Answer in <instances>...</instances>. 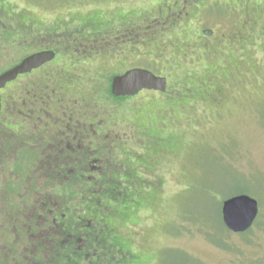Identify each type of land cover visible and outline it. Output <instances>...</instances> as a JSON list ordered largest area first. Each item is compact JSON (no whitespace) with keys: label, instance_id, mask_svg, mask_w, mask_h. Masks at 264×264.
Returning <instances> with one entry per match:
<instances>
[{"label":"rangeland","instance_id":"rangeland-1","mask_svg":"<svg viewBox=\"0 0 264 264\" xmlns=\"http://www.w3.org/2000/svg\"><path fill=\"white\" fill-rule=\"evenodd\" d=\"M118 1L132 12H145L136 21L138 43L129 45L124 65H144L155 74L163 70L160 58L183 65L167 78L165 92L142 90L123 103L113 101L119 122H109L99 146L108 161L107 175L81 213L106 224L104 237L117 241L122 262L113 264H264V0H3L35 23L47 18L57 23L63 17L82 23L84 17L83 24ZM118 9L122 14L123 7ZM5 15L0 14V29ZM171 23L175 26L169 30ZM205 29L212 35H203ZM27 32L18 30L11 43L6 35L0 39V71L15 61L9 50L14 56L24 52L20 42L30 37ZM127 35L135 39L133 32ZM157 46L164 53L155 58ZM104 60L101 56L86 66H101ZM33 156L23 159L35 162L34 171L25 173L37 186L30 191L33 200L20 193L21 201L28 199L23 204L15 198L7 202L23 215L18 224L23 234L17 238L13 227L7 230L0 222L1 264H17L15 255L25 264H40L51 252L50 231H42L40 220L27 235L48 179L39 171L45 163ZM2 170L14 189L17 177L2 167L0 176ZM66 182V196L77 208V197L71 196L83 189ZM239 194L257 201L258 223L232 233L221 220L220 205ZM72 215L76 218L77 212ZM57 236L55 231L56 241ZM44 244L45 251L37 252Z\"/></svg>","mask_w":264,"mask_h":264},{"label":"flooded vegetation","instance_id":"flooded-vegetation-1","mask_svg":"<svg viewBox=\"0 0 264 264\" xmlns=\"http://www.w3.org/2000/svg\"><path fill=\"white\" fill-rule=\"evenodd\" d=\"M117 3L113 6L107 5L101 12L95 11V18H87V22L84 24V17L80 18L82 23H77V19L69 22L67 17L59 19L57 23L49 18L35 23L24 18L22 13L10 6V9H7L14 15L16 22L7 13L4 18L5 21L1 23L0 39H3V35H6L7 41L11 43V41L18 38V30L20 29L28 30L27 33L30 37L26 38L25 42H20L25 43L24 52L20 53L19 51L14 56L12 50L8 51L9 56L14 57L15 61L8 63V60L5 59L4 64L8 63V66L4 67L0 74L16 66L32 54L39 52L52 54L41 65L32 68L28 72L18 74L0 89V157H4L7 162L9 161L7 163L5 160H0V167L5 171L7 170L9 175L12 173L19 182L17 183V180H14V189L8 187V179L3 172L4 170H2L4 175L1 173L0 176V222H4L7 230L13 227V233L17 238L23 234L22 229L24 227L18 225L20 221H23V215L17 213V210L14 211L16 207L13 208L14 210L10 209L7 202L9 201L10 204V199L15 198L23 204L28 199H22L23 201H21L20 193L32 199L33 193L30 191L37 186L30 183V178L25 173L32 171L35 162L29 163L23 161V159L30 154H34L33 158L45 163L44 168L39 171L43 172L42 174L48 179L45 185L46 195L39 202H36L35 207H33V221L29 223L30 225L27 228L29 230L26 231L27 235H31L35 230L33 228L34 224L39 222L38 220L42 223L43 232L50 231L49 240L51 239L52 245L49 258L44 254L47 264H54L56 255L63 250L67 204L71 208L74 207V212H77L76 205H73L70 201V204L69 202L65 203L69 199L66 196V181H71L68 183H73L76 188L77 171L87 170L86 166H82L83 161L86 159L89 162L92 158L97 157V154L100 159L105 157L99 146L102 145L101 141L105 138L102 132L104 130L109 132L110 130V123L107 119V121L101 122L97 120V117L88 115V113L99 114L91 105L88 106L89 109L87 108L89 112H84L83 115L87 116L90 121L95 119V123H82L79 106V96L81 95L77 83L80 82V86L85 89L86 82L83 80L86 81L88 77L99 84L105 82L106 78L111 77L110 93L112 94L111 83L115 76L133 68L147 69L144 65H124L123 62L130 55L129 45L137 42L135 35L140 34L137 32L140 25L138 26L136 21L145 12L140 11V14H138L136 12L138 8L135 12H132L128 5H123L119 1ZM118 7H123L122 14L118 11ZM111 10L116 11L112 12ZM78 11L82 12V7ZM168 26L171 30L175 25L171 23ZM3 28L6 29L2 30ZM6 30L8 32H4ZM124 32L128 34L133 32L135 39L130 40L129 35L124 38ZM202 34L211 36L212 30L205 29ZM34 36L36 38H33ZM153 40H156V38ZM158 48L160 52L154 55L155 58L164 53L162 48ZM146 51L143 52V55L147 54ZM101 56L105 58L103 65L97 64L94 68H87V63L98 60ZM159 60L163 65V72L153 73L166 79L175 76L178 73V67L183 65L176 62L175 59L160 58ZM84 77L85 79H83ZM96 77H100L101 80L98 81ZM119 102L123 103L124 100ZM103 103L113 108L106 107L108 112L100 110V115L107 116L112 124L117 122L119 115H115L113 112L115 110L113 101H103ZM114 119L116 120L114 121ZM106 162L105 159L100 160V164L90 168L88 172L103 170ZM20 178L22 180L25 178L26 181H22ZM19 185L24 187H19ZM9 190L12 191L9 192ZM36 190L41 192V189ZM17 194H19V198ZM74 196L77 197V193L71 196L72 199ZM11 203L16 205L14 200ZM34 203L31 204L34 205ZM21 204L18 205L19 208ZM7 217L9 218L5 219ZM75 222L77 223V220ZM55 231L59 233V236H57L58 241L54 237ZM63 235L64 239L62 240ZM33 236L37 237L36 235ZM45 246L46 244L42 245L39 250L35 249L41 253V251H45ZM9 250H11V247H9ZM20 253L23 254L24 252L21 251ZM13 260L17 264H25L26 261L24 258L19 259L16 255Z\"/></svg>","mask_w":264,"mask_h":264},{"label":"trees","instance_id":"trees-1","mask_svg":"<svg viewBox=\"0 0 264 264\" xmlns=\"http://www.w3.org/2000/svg\"><path fill=\"white\" fill-rule=\"evenodd\" d=\"M7 8L10 9V6L4 5L3 0H0V14H7L9 12ZM83 79H85V77ZM105 80L106 81L102 84L97 83L94 79L89 77L86 78V81L83 80L86 82V85H84L85 89H83L84 93L79 91L81 95L79 96L80 117L83 124L90 122L95 123V119L90 121L87 116L83 115L84 112H89L87 111L89 105H91L92 108L99 113L96 115L88 113L89 116L92 115L91 117H97V120L101 122H105L106 119L108 122H112L107 116L105 117L100 115V110L105 112L107 108L111 107L110 105L103 103V101L119 102L123 100L126 101L128 98L130 99V97H114L110 93L111 77L106 78ZM115 110H117V108ZM115 120L116 119H114V121ZM104 159L106 158L104 157ZM91 160L87 162L85 159L82 163V166L87 167L86 171H77V189H83L81 192H77V218H73L72 215L75 208H71L67 204L65 243L63 244V250L56 255L54 264H113L114 262H122L121 257L117 255L116 251L118 250L115 248L117 241L112 242V240L109 241L107 237H104V235H106L104 230V226L106 224L99 221H93L90 217L81 213L82 210L86 211L85 209L89 207V200L92 198L95 186L103 183V178L107 175V171L105 169L102 172H88L90 168L97 166L94 161L100 160V157L97 154V157L92 158ZM67 200L69 201V199ZM79 212L80 214H78ZM76 220L77 223L75 222ZM257 223L258 221H255L253 225H256ZM221 225L223 226L222 223ZM41 264H47V262L44 261Z\"/></svg>","mask_w":264,"mask_h":264},{"label":"water","instance_id":"water-1","mask_svg":"<svg viewBox=\"0 0 264 264\" xmlns=\"http://www.w3.org/2000/svg\"><path fill=\"white\" fill-rule=\"evenodd\" d=\"M262 50L264 52V48ZM51 55L47 52L32 54L16 66L4 71L0 74V89L18 74L28 72L32 68L41 65ZM166 86L165 77L157 76L146 69L133 68L112 79L111 92L115 97H124L135 95L143 89L164 92ZM257 214V201L245 194L229 197L223 200L221 204L222 222L226 229L232 233H242L251 228Z\"/></svg>","mask_w":264,"mask_h":264}]
</instances>
